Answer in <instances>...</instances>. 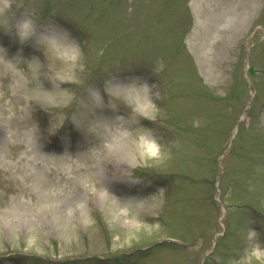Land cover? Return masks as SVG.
Returning <instances> with one entry per match:
<instances>
[{"label":"rangeland","instance_id":"obj_1","mask_svg":"<svg viewBox=\"0 0 264 264\" xmlns=\"http://www.w3.org/2000/svg\"><path fill=\"white\" fill-rule=\"evenodd\" d=\"M257 250L264 0H0V264Z\"/></svg>","mask_w":264,"mask_h":264},{"label":"clouds","instance_id":"obj_2","mask_svg":"<svg viewBox=\"0 0 264 264\" xmlns=\"http://www.w3.org/2000/svg\"><path fill=\"white\" fill-rule=\"evenodd\" d=\"M140 147L145 157L149 159L158 156L160 153V146L154 140L145 138L141 141ZM249 232L257 233L253 228L250 227V224H249Z\"/></svg>","mask_w":264,"mask_h":264},{"label":"bare ground","instance_id":"obj_3","mask_svg":"<svg viewBox=\"0 0 264 264\" xmlns=\"http://www.w3.org/2000/svg\"><path fill=\"white\" fill-rule=\"evenodd\" d=\"M263 254L264 252L257 250V254Z\"/></svg>","mask_w":264,"mask_h":264}]
</instances>
